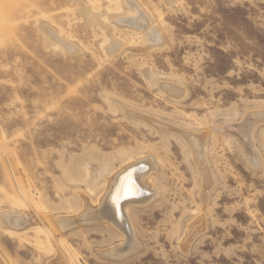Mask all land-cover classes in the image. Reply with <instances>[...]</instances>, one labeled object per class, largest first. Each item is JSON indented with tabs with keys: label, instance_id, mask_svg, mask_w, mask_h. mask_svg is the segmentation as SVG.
<instances>
[{
	"label": "rangeland",
	"instance_id": "1",
	"mask_svg": "<svg viewBox=\"0 0 264 264\" xmlns=\"http://www.w3.org/2000/svg\"><path fill=\"white\" fill-rule=\"evenodd\" d=\"M148 157L120 259L105 223L1 218L79 222ZM0 264H264V0H0Z\"/></svg>",
	"mask_w": 264,
	"mask_h": 264
},
{
	"label": "bare ground",
	"instance_id": "2",
	"mask_svg": "<svg viewBox=\"0 0 264 264\" xmlns=\"http://www.w3.org/2000/svg\"><path fill=\"white\" fill-rule=\"evenodd\" d=\"M139 12L141 13V11ZM128 22L129 24L135 25L138 28H143V25L145 24V21L141 15H138L135 18L127 19L126 23ZM151 35L152 34L148 35L149 38L152 37ZM157 38H158V35H157ZM171 90L173 89L171 88ZM175 93H178V92H175ZM192 138L194 137H191L187 134L186 141L189 143L192 149H194V153L197 158V161L200 164H202V158L200 156L201 151H199L201 150L200 145H199L200 143L197 144ZM153 160L154 159H152V157H148L145 159H141L137 162L131 163L126 167H123L122 170H120L116 175H114L113 178L110 179V182L108 181L109 185L108 187H106L107 190L105 192V195L103 199L101 200L99 199L100 200V203L98 204L99 206L97 205L98 206L97 208L96 207L91 208L92 206L89 207L85 205L84 212L82 214L80 213L81 215L79 218H76L79 222H76L73 216L72 218L63 217V218L55 219V218L48 217V216L37 217L29 213H26L24 215L23 214L19 215L16 213H5L1 215V218L4 219L6 222H8V224L10 223L16 228H20V227L23 228V226H26L32 222L35 223L36 221L40 223L43 222L45 224L52 226L55 229V231H57L58 233H61L65 231L66 229H69V227L71 226H74V225L79 226L80 223H83L86 221L103 223V224L105 223L109 226H113L117 228V230L123 236L124 242L122 241L123 242L122 246L119 245L121 246L120 248L119 247L111 248L107 251H104L103 255L109 258H119L120 259L124 255H126L127 252H131L133 250L135 251L136 248L137 249L139 248L138 244L136 243L133 237L131 225L129 224V221L125 214L127 207L136 206V205L141 206L143 204L150 202L151 200H154V198L157 197L158 195L157 190L155 189V187H153V184L150 182L152 181L151 177L153 176V174H156L155 171H156L157 165L154 163ZM208 178L210 177L208 176V173L205 172L204 183L207 186L206 189H208V187L210 186L208 184L209 183Z\"/></svg>",
	"mask_w": 264,
	"mask_h": 264
}]
</instances>
